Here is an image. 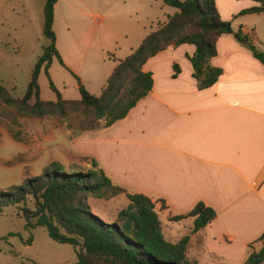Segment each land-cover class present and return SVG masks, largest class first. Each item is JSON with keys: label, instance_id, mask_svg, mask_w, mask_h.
Masks as SVG:
<instances>
[{"label": "crops", "instance_id": "1", "mask_svg": "<svg viewBox=\"0 0 264 264\" xmlns=\"http://www.w3.org/2000/svg\"><path fill=\"white\" fill-rule=\"evenodd\" d=\"M125 1L133 0H56L52 30L61 62L53 58L47 73L58 91L53 71L74 82L72 100L80 97L79 85L98 96L117 63L175 11L161 7L160 0H135L138 8L120 6ZM257 6L251 0H215L221 20L242 17L236 28L231 25L233 33L243 28L248 42L264 51V12L239 15ZM125 9L141 11L144 18ZM194 50L183 44L148 59L142 70L151 74V91L107 128L71 135L64 125H44L25 128L21 142L7 136L19 153L15 148L3 163L19 160L5 188L40 175L53 162L82 171L79 160L90 166L93 160L112 185L155 202L164 238H188V260L244 264L264 233V66L233 34L222 35L210 60L221 75L199 90L190 62ZM42 77L48 85L41 71L40 98ZM199 202L216 212L203 230L191 232L193 218L170 220Z\"/></svg>", "mask_w": 264, "mask_h": 264}, {"label": "trees", "instance_id": "2", "mask_svg": "<svg viewBox=\"0 0 264 264\" xmlns=\"http://www.w3.org/2000/svg\"><path fill=\"white\" fill-rule=\"evenodd\" d=\"M160 1L161 7H170L174 13L117 63L100 94L91 95L79 85V99L64 100L47 73L52 59L60 61V58L52 30L56 0H45L41 35L46 45L37 57L21 97L13 96L0 83V117L10 125H16L18 118L53 117L62 123L73 117L79 120L73 128L74 135L107 128L124 119L149 94L151 74L143 72L142 67L148 59L169 47L194 46L190 62L197 88L203 90L215 84L221 70L211 66L210 60L216 55V43L222 35L233 34L264 66V51L257 50L239 31L233 33L230 22L221 20L215 0ZM251 1L259 6L239 15L264 12V0ZM41 71L55 95L53 101L40 98L38 76ZM120 194L126 197L128 205L117 211L114 221L102 220L85 203L87 197L107 200ZM29 202L32 208L28 207ZM9 207L19 209L26 227H41L52 241L75 247L76 260L69 264H196L186 256L187 237L174 243L164 238L155 202L143 194H129L112 185L93 160L85 171L67 170L57 162L50 163L40 175L0 191V213ZM215 217V210L199 202L186 214L170 220L193 218L191 232L196 233ZM257 242H261L260 249L251 251L244 264L264 263V233Z\"/></svg>", "mask_w": 264, "mask_h": 264}, {"label": "rangeland", "instance_id": "3", "mask_svg": "<svg viewBox=\"0 0 264 264\" xmlns=\"http://www.w3.org/2000/svg\"><path fill=\"white\" fill-rule=\"evenodd\" d=\"M44 3L45 0H0V83L15 97H21L25 91L37 57L42 53V47L46 45L41 35ZM120 6L138 8L135 0L125 1ZM83 10L87 11L85 8ZM125 11L130 10L125 9ZM97 13L103 15L100 11ZM87 14L88 12H85V15ZM127 14H131L132 17L137 16L138 19H143L145 15L141 11H137L136 15L134 12H127ZM241 18L235 16L230 24L236 28ZM250 23L248 22L247 25L252 31L253 26ZM94 30L98 32L99 29L94 28ZM261 33L262 31L257 32L258 35ZM254 47L257 49L258 46ZM53 75L63 98L72 100V97L77 95L74 82L63 75L59 77L60 75H56L54 71ZM45 80V77H42L40 82L41 100L53 101L55 96ZM78 123L79 120L73 117L62 123L53 117H44L42 119L18 118L16 125H10L6 119L0 117V139L6 137L2 152L0 150V191H7L10 188L5 187L12 181L11 170L16 164L15 161L19 160L16 157L15 161L3 163V160L11 158L15 148L19 153V147H16L7 136L16 142H21L25 128L44 125H64L67 130H73L71 134L73 135L75 132L73 128ZM77 164L82 171L88 169L86 165L90 167L89 161L83 159ZM85 203L94 215L107 222L114 221L117 211L128 205V201L121 195L107 200L87 197ZM27 205L32 208V202ZM161 207L158 204V208L161 209ZM260 247L261 242L254 244L252 248L259 250ZM75 250V247L71 245L52 241L41 227H26L17 207L6 208L0 213V264H69L76 260Z\"/></svg>", "mask_w": 264, "mask_h": 264}, {"label": "built area", "instance_id": "4", "mask_svg": "<svg viewBox=\"0 0 264 264\" xmlns=\"http://www.w3.org/2000/svg\"><path fill=\"white\" fill-rule=\"evenodd\" d=\"M239 33H240L241 35H243V36L245 35L246 38H248V36H247V34L245 33V31H244L243 28L239 29Z\"/></svg>", "mask_w": 264, "mask_h": 264}]
</instances>
